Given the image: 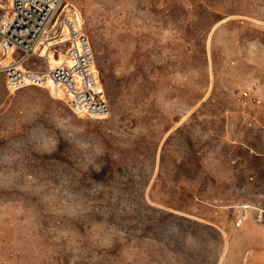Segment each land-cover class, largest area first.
<instances>
[{"label": "rangeland", "instance_id": "1", "mask_svg": "<svg viewBox=\"0 0 264 264\" xmlns=\"http://www.w3.org/2000/svg\"><path fill=\"white\" fill-rule=\"evenodd\" d=\"M68 1L111 112L0 73V264H264V0Z\"/></svg>", "mask_w": 264, "mask_h": 264}, {"label": "built area", "instance_id": "2", "mask_svg": "<svg viewBox=\"0 0 264 264\" xmlns=\"http://www.w3.org/2000/svg\"><path fill=\"white\" fill-rule=\"evenodd\" d=\"M50 52L60 53L62 63L51 66ZM0 73L9 92L37 86L79 116L111 112L83 14L68 0H0ZM240 97L264 107L248 90ZM232 208L238 224L248 220L252 209L249 204Z\"/></svg>", "mask_w": 264, "mask_h": 264}, {"label": "bare ground", "instance_id": "3", "mask_svg": "<svg viewBox=\"0 0 264 264\" xmlns=\"http://www.w3.org/2000/svg\"><path fill=\"white\" fill-rule=\"evenodd\" d=\"M62 60H63V58L60 59V60L58 61L57 64H61V63H62ZM54 66H55V65H54ZM106 117H109V115H107V116H93V117H91V118H95V119H103V118H106ZM252 208H253V207H252Z\"/></svg>", "mask_w": 264, "mask_h": 264}]
</instances>
